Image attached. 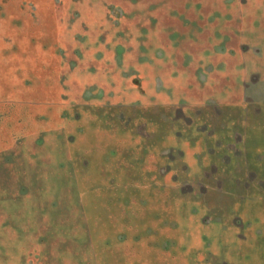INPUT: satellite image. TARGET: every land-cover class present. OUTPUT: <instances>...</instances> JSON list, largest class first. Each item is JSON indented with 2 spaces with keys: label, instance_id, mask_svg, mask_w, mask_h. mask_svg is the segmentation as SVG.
<instances>
[{
  "label": "rangeland",
  "instance_id": "374dc122",
  "mask_svg": "<svg viewBox=\"0 0 264 264\" xmlns=\"http://www.w3.org/2000/svg\"><path fill=\"white\" fill-rule=\"evenodd\" d=\"M0 264H264V0H0Z\"/></svg>",
  "mask_w": 264,
  "mask_h": 264
}]
</instances>
